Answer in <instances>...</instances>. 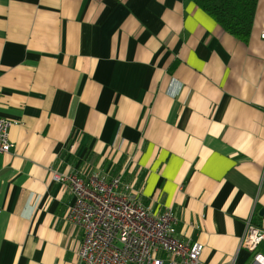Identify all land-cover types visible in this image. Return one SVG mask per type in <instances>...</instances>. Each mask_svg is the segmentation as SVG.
I'll use <instances>...</instances> for the list:
<instances>
[{
	"label": "crops",
	"instance_id": "crops-1",
	"mask_svg": "<svg viewBox=\"0 0 264 264\" xmlns=\"http://www.w3.org/2000/svg\"><path fill=\"white\" fill-rule=\"evenodd\" d=\"M264 0L243 43L189 0H0V264H81L51 170L121 175L200 264L264 230ZM255 253L264 257V245Z\"/></svg>",
	"mask_w": 264,
	"mask_h": 264
},
{
	"label": "built area",
	"instance_id": "built-area-1",
	"mask_svg": "<svg viewBox=\"0 0 264 264\" xmlns=\"http://www.w3.org/2000/svg\"><path fill=\"white\" fill-rule=\"evenodd\" d=\"M264 42V31L259 35ZM10 122L0 118V154L11 151ZM54 182L65 184L73 196L59 228V246L81 264H200L202 246L183 239L176 230L172 210L152 213L137 193L129 191L120 175L51 170ZM264 245V230L252 217L245 221L239 242L252 256L251 264H264L255 253Z\"/></svg>",
	"mask_w": 264,
	"mask_h": 264
},
{
	"label": "trees",
	"instance_id": "trees-1",
	"mask_svg": "<svg viewBox=\"0 0 264 264\" xmlns=\"http://www.w3.org/2000/svg\"><path fill=\"white\" fill-rule=\"evenodd\" d=\"M189 1L211 17L229 35L243 43L248 41L258 0ZM108 176L117 177L118 175ZM254 224L257 225V223Z\"/></svg>",
	"mask_w": 264,
	"mask_h": 264
},
{
	"label": "water",
	"instance_id": "water-1",
	"mask_svg": "<svg viewBox=\"0 0 264 264\" xmlns=\"http://www.w3.org/2000/svg\"><path fill=\"white\" fill-rule=\"evenodd\" d=\"M263 212H264V210H261V211L259 212V215H262V214H263Z\"/></svg>",
	"mask_w": 264,
	"mask_h": 264
},
{
	"label": "rangeland",
	"instance_id": "rangeland-1",
	"mask_svg": "<svg viewBox=\"0 0 264 264\" xmlns=\"http://www.w3.org/2000/svg\"><path fill=\"white\" fill-rule=\"evenodd\" d=\"M129 189V188H128Z\"/></svg>",
	"mask_w": 264,
	"mask_h": 264
}]
</instances>
